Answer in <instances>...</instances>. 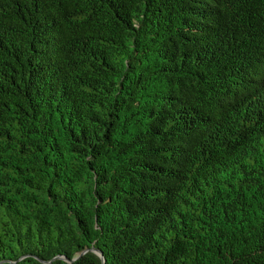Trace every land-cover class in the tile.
<instances>
[{
	"label": "trees",
	"instance_id": "1",
	"mask_svg": "<svg viewBox=\"0 0 264 264\" xmlns=\"http://www.w3.org/2000/svg\"><path fill=\"white\" fill-rule=\"evenodd\" d=\"M0 264H264V0H0Z\"/></svg>",
	"mask_w": 264,
	"mask_h": 264
},
{
	"label": "water",
	"instance_id": "2",
	"mask_svg": "<svg viewBox=\"0 0 264 264\" xmlns=\"http://www.w3.org/2000/svg\"><path fill=\"white\" fill-rule=\"evenodd\" d=\"M100 254L102 255V253L100 252ZM104 259V263H105V258H103Z\"/></svg>",
	"mask_w": 264,
	"mask_h": 264
}]
</instances>
